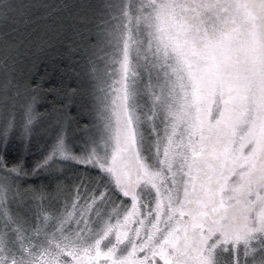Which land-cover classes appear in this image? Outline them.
Returning <instances> with one entry per match:
<instances>
[{
  "label": "snow or ice",
  "instance_id": "6c2138e0",
  "mask_svg": "<svg viewBox=\"0 0 264 264\" xmlns=\"http://www.w3.org/2000/svg\"><path fill=\"white\" fill-rule=\"evenodd\" d=\"M32 7L0 0V264H264V0L77 5L75 113L18 76Z\"/></svg>",
  "mask_w": 264,
  "mask_h": 264
},
{
  "label": "trees",
  "instance_id": "16d2710c",
  "mask_svg": "<svg viewBox=\"0 0 264 264\" xmlns=\"http://www.w3.org/2000/svg\"><path fill=\"white\" fill-rule=\"evenodd\" d=\"M20 2L37 7L27 10L24 19L14 25L15 31L9 29L18 44V76L39 83L42 108L64 106L75 113L80 97L72 92L79 83L85 44L89 40L94 42L96 36L93 13L77 5L96 3L97 0ZM43 4L60 7L46 10L39 7Z\"/></svg>",
  "mask_w": 264,
  "mask_h": 264
},
{
  "label": "rangeland",
  "instance_id": "374dc122",
  "mask_svg": "<svg viewBox=\"0 0 264 264\" xmlns=\"http://www.w3.org/2000/svg\"><path fill=\"white\" fill-rule=\"evenodd\" d=\"M146 78V77H145Z\"/></svg>",
  "mask_w": 264,
  "mask_h": 264
}]
</instances>
